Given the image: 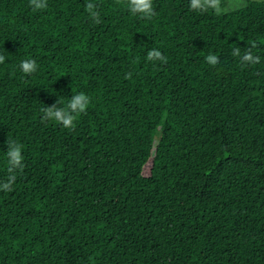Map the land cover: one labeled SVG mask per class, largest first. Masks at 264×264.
Returning a JSON list of instances; mask_svg holds the SVG:
<instances>
[{"label": "trees", "instance_id": "obj_1", "mask_svg": "<svg viewBox=\"0 0 264 264\" xmlns=\"http://www.w3.org/2000/svg\"><path fill=\"white\" fill-rule=\"evenodd\" d=\"M88 2L0 0V181L8 139L24 156L0 191V264L263 263L264 0H153L150 20L91 0L99 24ZM252 41L261 62L241 65ZM79 92L74 128L42 120Z\"/></svg>", "mask_w": 264, "mask_h": 264}, {"label": "clouds", "instance_id": "obj_2", "mask_svg": "<svg viewBox=\"0 0 264 264\" xmlns=\"http://www.w3.org/2000/svg\"><path fill=\"white\" fill-rule=\"evenodd\" d=\"M29 6L33 11L43 10L47 7V0H29ZM86 11L90 19L99 24L100 13L97 10V5L93 2L86 4ZM128 11L133 15H140L144 19L150 20L154 15L153 0H127ZM190 9L201 13L212 10L216 14H221L223 9L221 7V0H190ZM257 45L254 41L250 42V47L247 48L243 54L241 48L236 46L232 49V55L238 57L241 65H255L261 62L259 55L253 54L252 49L256 48ZM6 57L0 54V64L5 62ZM147 61H160L167 63V58L157 48H152L147 52ZM206 62L209 65L215 66L219 63V58L215 54H208L205 57ZM20 70L31 75L38 69V65L35 59L22 60ZM132 73L126 74V79H131ZM63 104L64 106H60ZM90 104V97L83 92L76 93L71 96L66 103L58 99L52 106L42 108L43 121H54L62 125L65 129H72L75 126V122L81 114L85 113ZM23 145L14 139L7 140V178L6 180L0 181V191L11 192L13 185L17 179V171H22L24 168V156L22 155Z\"/></svg>", "mask_w": 264, "mask_h": 264}, {"label": "rangeland", "instance_id": "obj_3", "mask_svg": "<svg viewBox=\"0 0 264 264\" xmlns=\"http://www.w3.org/2000/svg\"><path fill=\"white\" fill-rule=\"evenodd\" d=\"M247 1L248 0H226L223 13L244 7L247 4ZM261 264H264V262Z\"/></svg>", "mask_w": 264, "mask_h": 264}, {"label": "crops", "instance_id": "obj_4", "mask_svg": "<svg viewBox=\"0 0 264 264\" xmlns=\"http://www.w3.org/2000/svg\"><path fill=\"white\" fill-rule=\"evenodd\" d=\"M249 1V0H248ZM247 1V3H248ZM225 3H226V0H221V7L222 9H224V6H225ZM224 11V10H223ZM230 11V10H229ZM223 13V12H222Z\"/></svg>", "mask_w": 264, "mask_h": 264}]
</instances>
